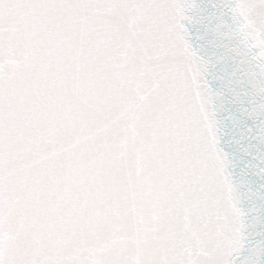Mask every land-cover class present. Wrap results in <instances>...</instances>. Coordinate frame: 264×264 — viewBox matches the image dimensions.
<instances>
[{
    "label": "snow or ice",
    "instance_id": "6c2138e0",
    "mask_svg": "<svg viewBox=\"0 0 264 264\" xmlns=\"http://www.w3.org/2000/svg\"><path fill=\"white\" fill-rule=\"evenodd\" d=\"M0 264H264V0H0Z\"/></svg>",
    "mask_w": 264,
    "mask_h": 264
}]
</instances>
